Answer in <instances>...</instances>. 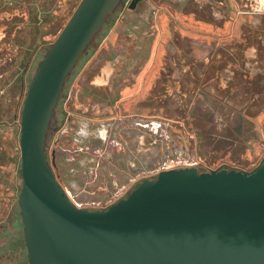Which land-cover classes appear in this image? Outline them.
Here are the masks:
<instances>
[{
	"label": "flooded vegetation",
	"instance_id": "af4514ba",
	"mask_svg": "<svg viewBox=\"0 0 264 264\" xmlns=\"http://www.w3.org/2000/svg\"><path fill=\"white\" fill-rule=\"evenodd\" d=\"M213 1L222 9L232 8L228 14L230 12L233 18H245L242 37L250 40L257 34L254 28L256 20L264 25V0ZM81 2L82 0H0V104L10 87H20V98L16 106L22 107V112L15 115L14 123L22 122L31 82ZM172 2H176V5ZM188 3L185 0H141L134 10L147 4L154 11L168 9L171 19H176L182 12L189 11ZM130 5L125 6L120 2L110 16L114 17V22L124 20L130 11H134L130 9ZM217 17L220 18L218 15ZM171 22L174 24L173 20ZM261 32L263 35L258 37L259 49L264 56V29ZM232 48L233 46L228 48L229 53L233 52ZM87 52L88 49L84 55ZM233 57L238 61L245 80H254L258 73H264L259 56L246 54L238 58L234 54ZM78 69L68 76L71 81L63 97L62 91L56 105L48 129L47 154L57 180L79 207L89 210L108 209L127 199L145 180H155L166 169L195 167L200 170L199 167H202L206 171L246 170L247 166H253L254 170L264 163V115L260 119L263 131L259 135L245 130L246 123L250 124L257 119L250 113V107H264V91L256 92L246 86L238 92L229 84L233 78L230 75L226 81L218 78L220 85L217 93L210 95L214 107L207 108L202 103L193 107L195 96L205 94L197 91L194 98L190 99L191 106L170 108L169 99L180 98L181 93L170 92L166 87L157 89L150 97L142 95L137 100L95 98L96 92L86 94V90L89 91L86 84L75 80L79 74ZM236 101L243 103L240 109H235V124L238 125L231 129L230 115L225 110ZM155 135L168 141L165 156L153 165L157 172L138 177V169L143 168L138 166L136 154L146 155V149L140 146H148L147 142ZM199 137H205L206 141L209 138L213 140V143L208 142L204 153L198 146ZM174 138L177 141L175 159L169 153V142ZM186 139L189 146L185 144ZM254 142L258 145L255 149L252 147ZM10 144V153L3 152L0 145V228L7 224L12 230L20 229L24 238L19 204V194L23 187L21 142L14 138ZM215 146L221 150L226 148L227 151L224 149L222 154H214L212 151ZM256 151L259 158L254 163L236 159L238 155L248 152L253 155ZM185 154H192V160L184 157ZM9 165L10 170L7 168ZM17 204L19 208L14 216Z\"/></svg>",
	"mask_w": 264,
	"mask_h": 264
},
{
	"label": "water",
	"instance_id": "95a60500",
	"mask_svg": "<svg viewBox=\"0 0 264 264\" xmlns=\"http://www.w3.org/2000/svg\"><path fill=\"white\" fill-rule=\"evenodd\" d=\"M121 1L82 0L28 90L19 194L28 264H264V163L166 169L105 210L76 205L52 171L47 135L65 81Z\"/></svg>",
	"mask_w": 264,
	"mask_h": 264
},
{
	"label": "crops",
	"instance_id": "0c3cea01",
	"mask_svg": "<svg viewBox=\"0 0 264 264\" xmlns=\"http://www.w3.org/2000/svg\"><path fill=\"white\" fill-rule=\"evenodd\" d=\"M187 5L189 11L182 12L176 19H171L168 9L154 11L147 4L130 11L119 22H114L112 17L98 33L99 38L92 50L86 53L75 80L86 84L89 89L86 94L94 91L95 98L103 100H137L142 95L147 98L157 89L166 87L170 92L181 93L180 98L169 99L170 108L191 106L190 99L197 91L207 95L195 96L193 107L200 103L207 108L214 107L210 95L217 93L218 78L226 81L230 75L233 78L229 84L238 92L246 86L256 92L264 91V73H258L254 80H245L238 61L233 57L234 54L238 58L255 54L264 66L258 39L263 35L264 25L256 20L257 34L249 40L241 33L245 18L230 16L232 8L222 9L213 0H193ZM231 46L233 52L229 53ZM242 103L232 102L225 110L230 115L231 129L238 125L235 124V109H240ZM250 113L257 119L246 123L245 130L259 135L263 131L260 119L264 107L252 106ZM208 145L205 137L198 138L202 153ZM257 146L254 142L252 147ZM212 152L221 154L222 150L217 148Z\"/></svg>",
	"mask_w": 264,
	"mask_h": 264
},
{
	"label": "rangeland",
	"instance_id": "374dc122",
	"mask_svg": "<svg viewBox=\"0 0 264 264\" xmlns=\"http://www.w3.org/2000/svg\"><path fill=\"white\" fill-rule=\"evenodd\" d=\"M192 1L193 0H185L186 3L192 2ZM194 1L197 2L196 0H194ZM172 3L176 5V2H172ZM110 16L111 15H109L108 18ZM112 17H110L108 19V21H111ZM104 28H105V26H104ZM98 38H99V35L94 38L92 44L88 48V51L92 50V48L96 44ZM84 58H85V55L83 52L80 55L79 62L77 63V66L73 70L72 74H74L75 71L78 69V67L82 64ZM70 81H71V78L69 77L66 80L65 88H64L63 93L61 95L62 97H63L64 93L66 92V89L68 88ZM19 93H20V87L19 86L18 87H16V86L10 87L7 95L3 98V100L0 104V145H2V147H3L2 151L5 153H8V152L10 153V149H11L10 142L12 140H14V138H15V140L17 139V141L20 139L21 121H20V123H18V122L14 123L13 122L15 115L18 113L21 114V112H22V107L16 106V102H17L18 98H20ZM14 134H15V137H13ZM138 139H139V137H138ZM208 142L213 143L212 138H209ZM169 143L171 146V150H169L170 151L169 153L171 155L170 157L175 159L176 154L174 152L176 150V145H177L176 138H174V140H170ZM185 144H186V146H189L187 139L185 140ZM147 145L148 146H140V147H144L146 149L145 150L146 155H142L139 153L136 154V159H137L136 162H137L139 167L143 168V169H138V171H137L138 177L140 175H147V174H151L153 172H157V168L154 170L153 165H155L159 160H162L163 157L165 156L168 141L166 138L160 137L159 135H155L154 137H152V139H150L149 142H147ZM138 147H139V145H138ZM48 148H49V144L47 142V148H46L47 151H48ZM213 148L217 149L219 147L216 148V146H215ZM224 149H226V148H223V150ZM226 151H227V149H226ZM224 152H225V150H224ZM256 152L257 153H255L253 155L249 152H248V154L243 153L241 155H238V157L236 159L249 160L248 162L254 163L259 158L258 157L259 153H258V151H256ZM0 154H1V152H0ZM218 155H220V154H218ZM184 157H187L188 160H190V161L193 158L192 154H188V155L185 154ZM179 165H185V164H179ZM247 167H248V169H246V170H252V168H253V166L252 167L247 166ZM7 168H8V170H10L11 169L10 165L7 166ZM199 169H200L199 170L200 172L206 171L202 167H199ZM18 208H19V204H17V209H15L13 211L14 216H16V213L18 212ZM0 264H28L27 249L25 246V240L22 237L21 230L20 229L12 230V228L7 224L5 225V227L0 228Z\"/></svg>",
	"mask_w": 264,
	"mask_h": 264
},
{
	"label": "built area",
	"instance_id": "2783aa9c",
	"mask_svg": "<svg viewBox=\"0 0 264 264\" xmlns=\"http://www.w3.org/2000/svg\"><path fill=\"white\" fill-rule=\"evenodd\" d=\"M133 0H122L121 2L125 5V6H129L130 3L132 2Z\"/></svg>",
	"mask_w": 264,
	"mask_h": 264
},
{
	"label": "trees",
	"instance_id": "16d2710c",
	"mask_svg": "<svg viewBox=\"0 0 264 264\" xmlns=\"http://www.w3.org/2000/svg\"><path fill=\"white\" fill-rule=\"evenodd\" d=\"M68 78V77H67Z\"/></svg>",
	"mask_w": 264,
	"mask_h": 264
}]
</instances>
